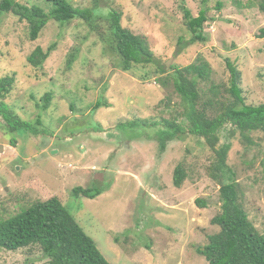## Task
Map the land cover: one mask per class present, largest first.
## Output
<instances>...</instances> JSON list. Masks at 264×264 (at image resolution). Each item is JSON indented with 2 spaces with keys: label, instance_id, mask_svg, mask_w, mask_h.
I'll return each instance as SVG.
<instances>
[{
  "label": "rangeland",
  "instance_id": "rangeland-1",
  "mask_svg": "<svg viewBox=\"0 0 264 264\" xmlns=\"http://www.w3.org/2000/svg\"><path fill=\"white\" fill-rule=\"evenodd\" d=\"M66 1L92 10L97 27L81 19L64 26L52 20L32 42L28 23L13 14L0 17V79L16 80L4 102L25 121L41 116L52 132L14 136L0 115V221L57 197L111 264H209L198 251L220 231L212 221L221 214V185L209 175L216 150L188 132L186 106L175 92L171 68H184L199 57L209 62L211 81L199 82L207 101L212 85L229 87V58L242 72L245 102L264 104V39L258 38L264 13L258 0ZM19 2L48 16L52 10L45 0ZM182 5L194 17L207 10L206 43L184 46L191 34ZM112 10L122 13L124 28L147 40L158 65L120 69V59L108 47L111 33L105 17ZM54 43L57 49L42 68L27 62L37 47L46 51ZM75 48L80 50L78 59L68 69ZM165 79L167 85L161 82ZM47 93L53 100L44 112L36 101ZM101 99L111 107L94 112ZM167 120L177 122L183 132L162 151L157 124ZM129 122L144 126H123ZM232 131L227 126L221 132L217 149L232 144L228 165L236 174L239 203L264 233V133L248 134L250 144L239 132L229 141ZM13 137H18L15 145ZM179 165L187 173L180 188L174 184ZM95 184L105 188L101 196L72 199L75 187ZM48 263L37 246L16 252L0 248V264Z\"/></svg>",
  "mask_w": 264,
  "mask_h": 264
},
{
  "label": "trees",
  "instance_id": "trees-1",
  "mask_svg": "<svg viewBox=\"0 0 264 264\" xmlns=\"http://www.w3.org/2000/svg\"><path fill=\"white\" fill-rule=\"evenodd\" d=\"M45 1L52 7L49 16L41 8L29 7L19 0H1L0 17L2 14H13L22 22L28 23L29 39L32 42L39 39L43 29L52 20L64 26L81 19L85 20L92 29L97 27L95 23L98 17L92 10L74 8L66 0ZM258 2L260 10L264 13V0H258ZM218 7L221 8L222 4H218ZM182 11L185 25L191 34L188 43L183 45L188 47L197 43H206L208 36L205 25L209 20L207 10L202 9L198 17H194L185 5H182ZM105 18L111 33L108 47L120 59L119 67L123 72H130L138 65H158L159 59L151 50L147 40L123 27L121 12L112 10ZM105 34L101 36L106 42ZM258 38L264 39V28L260 30ZM57 45L54 43L46 51L42 47H37L27 58V62L37 70L42 68L51 54L56 51ZM79 52V48H75L69 55L68 69L77 61ZM225 63L230 74L229 87L212 85L207 92L209 97L207 101L202 99L199 82L211 81L213 69L209 62L199 57L195 63L184 68L177 66L171 68L175 92L186 106L188 132L193 136L204 138L209 146L216 150L217 156L209 175L221 185V214L212 221L220 228V231L209 236V243L198 252L209 264H264V233L254 226L239 203L236 174L228 165L232 144L227 142L217 149L221 141L220 134L222 131L227 132V126L236 130L227 136L229 141L236 132H239L252 144L248 134L257 131L264 133V104L254 106L245 102L241 87L242 72L231 59L226 58ZM163 72L160 71V73ZM15 81V76L0 79V115L9 132L14 136L52 134L45 127L41 116H38L35 121H25L4 102L11 94ZM168 81L165 79L161 82L167 85ZM52 100L53 95L47 93L42 99L36 101L37 108L47 111ZM109 107L111 104L106 99L104 101L101 99L93 107V111L97 112L101 108ZM157 125L161 126V149L165 151L167 143L182 133L183 128L177 122L168 120ZM123 126L139 128L144 124L129 122ZM17 140L18 137H13L11 144L15 145ZM186 178L187 173L184 167L179 165L174 172L175 186L180 188ZM104 192L105 188L95 184L88 188L75 187L71 196L74 200L95 199ZM197 204L203 208L206 207L204 201L198 200ZM33 246L43 251L49 260L48 264H111L104 257L95 240L85 232L69 208L57 197L36 202L15 216L0 221L1 249L16 252Z\"/></svg>",
  "mask_w": 264,
  "mask_h": 264
}]
</instances>
